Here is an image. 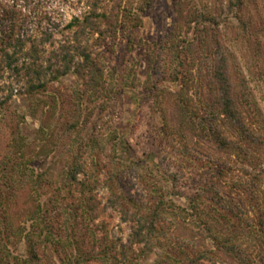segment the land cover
Segmentation results:
<instances>
[{"label":"trees","instance_id":"1","mask_svg":"<svg viewBox=\"0 0 264 264\" xmlns=\"http://www.w3.org/2000/svg\"><path fill=\"white\" fill-rule=\"evenodd\" d=\"M241 5L242 0H229L219 7L213 5L208 9L204 6L200 11L183 15L181 2H177L175 36L169 45H160L152 52L149 67L159 66V57L164 56L163 60L169 62L171 78L180 81L182 86L173 103L175 124L170 128L166 125L162 132L175 133L180 138L179 143L186 137H198L219 152H233L239 163L247 162L248 169L244 171L252 179L247 190L256 200L258 216L255 223L263 238L262 249L253 255L238 247L234 236L214 237V252L192 249L178 240L174 248L147 263V256L170 229L162 210L164 193L146 207L120 186L116 173L110 172L100 179L102 169L98 162L92 158L89 167L81 151L97 143L93 139L85 142L80 136L78 139L84 140L78 142L80 151L69 156L55 177L50 174V166L37 170L34 162L53 153L43 149L30 151L32 145L20 128L24 115H17L13 123H8L11 135L8 149L0 154V264H217L220 262L217 256L221 254L228 256L227 264H264V210L258 209L256 194L257 182L264 169L257 168L255 163V153L264 149V138L244 119L234 91L231 54L211 27L229 22V12ZM87 7L81 18L75 17L64 26L68 33L49 52L46 45L49 42L53 45L52 33L42 32L39 38H22L13 37L9 31L0 39V114L16 94H26L34 102L50 83L71 73L78 78L82 88L74 90L77 110L70 109L65 132H78L81 122L79 103L104 89V66L96 47L115 41L123 28L134 30L141 26L139 13L127 7L120 9L118 3L107 7L104 0H89ZM181 20L188 31L192 23L199 26L209 22L210 25L206 23L200 29L195 26L196 37L188 39L185 35L180 39L177 32L182 27ZM195 39L206 51L202 57L196 56ZM194 67L205 78L203 84L208 90L200 94L201 112L194 108L190 98L183 97V92L188 91V74ZM35 112L31 108L30 116L35 117ZM226 130L234 133L236 140L231 139ZM187 145L182 142L179 152L189 154ZM192 158L198 160L196 155ZM211 162L220 166L214 160ZM178 177L176 172L170 174L171 192H176ZM102 188L108 193L105 202L98 195ZM204 193L221 213L219 218L223 216L240 226L249 223L243 207L231 196L220 193L216 184L209 180L200 184L199 192L190 199V207L196 216L199 217V213L194 198ZM108 210L116 212L120 222L128 226L126 234L114 236L110 233L108 224L101 218Z\"/></svg>","mask_w":264,"mask_h":264},{"label":"rangeland","instance_id":"2","mask_svg":"<svg viewBox=\"0 0 264 264\" xmlns=\"http://www.w3.org/2000/svg\"><path fill=\"white\" fill-rule=\"evenodd\" d=\"M104 1L107 7L118 3L120 9L127 7L136 10L141 26L134 30L123 28L115 41L96 47L104 66V89L79 103L81 122L78 132H65L70 109H76L74 90L82 88L78 78L69 73L50 83L34 102L26 94L13 97L7 109L0 114V154L8 149L11 138L8 123H13L17 115H24L20 128L32 145L30 151H52L51 156H44L34 162L37 170L50 166L52 177L59 173L70 155L80 151L79 141L93 139L97 144L81 151L89 167L92 158L98 162L102 169L100 179H104L110 172L116 173L120 186L128 194L135 195L146 207L155 202V197L164 193L162 210L170 229L147 256V263L174 248L178 240L192 249H210L214 252L216 247L213 238L222 239L226 236H234L233 240L238 247L256 255L262 249L260 244L263 238L258 234L255 223L258 216L255 197L247 190L252 180L244 171L248 169L247 162L241 164L233 152H219L205 140L192 136L182 140L183 144H188L189 154L179 152L182 144L179 143V136L173 132H162L161 129L175 124L173 103L176 93L182 89L181 82L171 78L169 62L163 60L164 56L159 57V66L149 67L152 52L157 51L160 45H169L175 36L173 32L178 27L177 2H181L183 15H186L189 11H200L204 6L210 9L213 5H225L229 0ZM88 2L0 0V39L6 37L9 31L13 37L22 38H39L42 32L52 33L53 45L51 42L46 45L49 52L68 33L64 26L73 18H81L86 13ZM229 17V22L223 21L217 28L215 25L211 27L219 34L222 44L227 45L231 54L230 70L234 91L244 119L264 138V0H242V5L230 11ZM179 24H184V21L181 20ZM205 24L198 26L192 23L189 31L187 25H182L177 34L180 39L185 35L192 39L196 37L193 28L196 26L200 29ZM207 25H210L209 22ZM193 43L196 56L202 57L206 51L201 48L198 40L195 39ZM192 69L188 74V91L183 92V97L190 98L194 108L201 112L203 105L200 94L208 90L203 84L205 78L198 74L197 67ZM242 79L244 81L241 83ZM31 108L36 111L35 117L30 116ZM226 131L231 139L236 140L234 133ZM79 136L84 140L78 139ZM192 154L198 156V160L192 158ZM212 160L220 163V166H214ZM255 160L258 165L256 167L264 169V149L255 153ZM220 169L221 172L218 171ZM175 172L179 176L177 188L176 192H171L173 182L170 174ZM208 180L216 184L220 193L231 196L243 207L249 223L240 226L225 220L223 216L219 218L221 213L205 193L194 198L199 217L195 215L190 207V199L199 192V185ZM257 186L258 209L264 210V173ZM98 195L105 202L107 189H100ZM101 218L108 224L112 235L128 232V226L120 222L116 212L108 210ZM217 257L220 259L217 264L228 263V256L221 254Z\"/></svg>","mask_w":264,"mask_h":264}]
</instances>
